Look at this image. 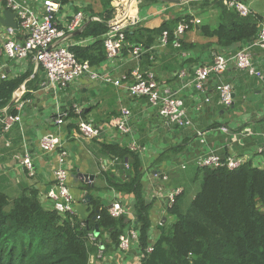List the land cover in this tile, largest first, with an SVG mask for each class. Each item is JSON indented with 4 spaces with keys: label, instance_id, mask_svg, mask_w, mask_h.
<instances>
[{
    "label": "crops",
    "instance_id": "0c3cea01",
    "mask_svg": "<svg viewBox=\"0 0 264 264\" xmlns=\"http://www.w3.org/2000/svg\"><path fill=\"white\" fill-rule=\"evenodd\" d=\"M41 2L42 0H30V3L36 7L40 6ZM249 4L250 12L253 11L262 15L252 6L253 2ZM82 5L85 4L82 3ZM163 5L161 8L148 10L147 17L151 14V19L140 16V10L138 9L137 14L141 19L140 24L147 27L158 26L163 20L171 19L174 12L172 9L179 6L176 1ZM5 8L4 1L0 0V16ZM160 9H166L167 11L160 14ZM186 14H190L192 18H198L190 12H186ZM262 17L264 21V16L262 15ZM198 19L201 23V19ZM5 29L4 27L2 34H0V47L1 37L5 33ZM193 29L186 31L182 37L186 42L196 44L193 48L181 49L186 56L182 57L179 51L169 44L165 47L153 49L154 51L149 55L148 61L144 58L141 60L144 68L152 69L161 82H166L172 88L180 89L179 95L183 99L193 121V126L183 129L170 128L161 123L156 112L144 98L128 96L121 89L91 82L85 76L79 77L63 88L65 90L62 89L61 92L67 91V94H64L58 89L54 90L47 86L45 75L40 69V84L35 83L38 69L34 70L31 60L15 61L0 55V71L6 73L8 78L32 68L33 73L27 80L33 79L35 83L33 85H36V89L30 90L29 102L19 111L20 122L14 124L7 131H4L0 125V191L4 192L9 198H13L19 195L25 187L33 186L38 190L42 205L45 208H51V203L45 197V192L52 184L55 154L41 152L39 139L51 129L49 126L53 123L56 112L70 107L78 114L76 121L78 118L83 119L95 125L100 131L99 136L88 140L79 137L78 131L73 127L71 131L64 130V128L62 130L68 150V177H71L75 183L73 189L67 178V185L71 190V194H76L74 213L82 219L88 213L86 200L89 199L84 197L86 183L77 175H72L76 170H79L94 175L93 181L88 185H94V188L101 190L102 196L96 189L91 190V194L98 195L103 205H109L116 200L120 201L127 210V218L129 220L134 219L132 196L118 194L113 190L106 189L104 179L98 175L100 169L114 171L117 175L119 174L120 165V162L101 150V143L115 142L122 146H128L127 144L133 141L136 145L145 148V151H141L139 154L143 165L142 169H144L143 182L146 198L153 200V207L149 214L151 226L148 240L151 244L159 235V229L162 226V224L159 225V222L172 221V217L166 213L165 196L159 197L158 194L162 192L165 194V192L176 187H180L182 190L190 187L189 182L194 180L193 172L197 170L196 160L199 157L210 151H216L221 155L232 154L242 157L246 161L250 160L252 164H255L252 161L254 154L259 155L261 159L262 155L258 154L256 150L259 145L264 143V77L260 79L249 76L246 72L237 69L234 64H230L222 76V80L231 83L234 88L233 102L228 107L220 103L218 99L214 90L215 78L208 79L204 92L196 91L190 84L185 86L184 83L189 81L195 66L199 63L209 62L212 50L234 51L241 45L235 43L228 48H220L215 44L203 48L204 43L208 40L215 42V38L202 35L196 36ZM16 37L21 38L19 31ZM122 53L120 60H124L126 56V53ZM252 53L255 66L264 76V52L255 48ZM132 64L133 62H129L126 65L129 68ZM181 69H185L187 73L184 78L177 77V73ZM22 84L24 85V94L26 85L25 82ZM71 90L80 91L81 94L78 100L70 97ZM23 94L20 97L21 99ZM206 95L210 98L208 103L203 101ZM248 95L251 96L254 103L248 101L245 105L242 102L247 100ZM48 97H52L54 101L48 103ZM259 97L262 99L259 100ZM120 105H125L132 111L131 127L133 133L131 136H123L110 126L111 122L118 117ZM48 107L55 110L51 117L46 115ZM235 107L238 108L240 113H235L233 110ZM237 116H242V121H236L234 126L226 123L228 118L235 121L233 118ZM224 126L227 131L221 129ZM197 131L203 133L204 142H200ZM246 131L250 133L245 135ZM174 144H181L183 148L174 153L170 151L168 158L155 163L152 167L149 166L159 156L160 152ZM26 153L29 154L33 165L31 175L26 172L21 164ZM259 156L254 158L257 160L256 162L260 160L258 159ZM195 191L194 187L190 188V196ZM132 228L133 226L129 224L125 227L124 232ZM102 239L105 241L104 244L109 243L108 234L104 233L99 240V246L102 248L101 255H99V251L91 254L90 260L92 263L90 264H138L141 253L138 242L133 241L128 251L121 252L117 247H106L102 243Z\"/></svg>",
    "mask_w": 264,
    "mask_h": 264
},
{
    "label": "trees",
    "instance_id": "16d2710c",
    "mask_svg": "<svg viewBox=\"0 0 264 264\" xmlns=\"http://www.w3.org/2000/svg\"><path fill=\"white\" fill-rule=\"evenodd\" d=\"M68 1L61 0V3ZM215 1L221 7L220 22L216 27L193 24L192 16L182 13L154 27L137 24L126 31V41L142 44L147 50L142 58L148 61L164 30L169 32V43L173 41V30L181 19L189 23V30L199 26L201 35L215 38L220 48L247 42L256 36L258 24L263 21L262 15L251 11L242 17L222 1ZM101 2L103 8L97 13L90 6L80 7L87 20L75 38H90V41L68 47L78 59L86 60L92 66H98L106 59L103 43V34L107 30L105 20L113 13L111 0ZM79 10L77 6L75 11ZM92 16L102 21L90 20ZM195 45L181 39V49ZM129 49L126 46L123 52ZM32 73V68H28L0 81V110L7 107L8 113H18L15 104L9 103L14 91L24 82L26 91L22 98H30V90L36 89L34 80H27ZM77 117L70 107L68 131L76 125ZM100 148L120 162L117 175L111 170L99 172L105 187L132 196L134 219L129 220L126 215L111 216L101 198L91 194L93 189L100 191L94 185L85 184L84 187L89 200H86L88 213L83 219L75 213L61 214L45 208L33 186L25 187L13 198L0 191V264H90V255L98 251L102 235L108 234L109 243L104 244L102 239L106 247H118L119 235L129 224L138 232L142 253L138 264H264V168L253 165L250 160L233 169L197 166L194 178L200 175L199 188L192 196L190 187L184 188L167 206L166 213L172 221L162 223L152 250L147 252L145 248L151 244L148 240L149 214L153 200L146 198L141 156L115 142L101 143ZM182 148L181 144H174L160 152L151 167L168 158V151L174 153ZM125 162L128 164L126 169Z\"/></svg>",
    "mask_w": 264,
    "mask_h": 264
},
{
    "label": "built area",
    "instance_id": "2783aa9c",
    "mask_svg": "<svg viewBox=\"0 0 264 264\" xmlns=\"http://www.w3.org/2000/svg\"><path fill=\"white\" fill-rule=\"evenodd\" d=\"M5 6L14 13V19L17 23L16 31L11 27H5V33L2 35L0 55L15 61L31 60L34 70L40 69L45 75L47 86L54 90L63 89L85 76L91 82H98L103 85H109L121 89L128 96L135 98H144L148 105L156 112L160 122L170 128L183 129L193 126V121L188 113L185 103L179 95L180 89L172 88L166 82H161L152 69H146L141 63L142 55L147 51L140 43L130 44L126 41V31L137 24L141 19L137 14L138 5L142 0H112V16L105 20L107 30L103 34V43L106 50V59L98 66H92L86 60L78 59L72 51L70 45H85L90 38H75V32L82 29L86 23V14L79 10L71 15L60 14L61 0H42L41 5L36 7L30 3V0H3ZM225 6L234 9L240 16L245 17L250 13V9L242 0H220ZM167 11L160 9L162 14ZM90 20H100L97 16H92ZM191 23L198 24V18H192ZM189 23L181 19L173 30L174 39L169 43V32L164 30L158 40V44L153 47H165L171 45L177 49L181 56H186L181 50V39L186 31L189 30ZM20 32L21 38L16 34ZM238 49L212 50L210 60L207 63H199L195 66L193 74L189 81L184 85H192L198 92H204L208 79L215 78V92L220 103L228 107L233 102L234 88L229 82L222 80V76L230 64L249 76H255L263 79V74L253 62L252 51L257 48L264 52V21L259 22L256 36L247 42L240 43ZM126 51L124 60H120L124 48ZM133 62L131 67L127 63ZM187 76L185 69L177 73V77ZM8 79L3 71H0V81ZM24 85H20V92H15V108L17 114L7 112V107L0 110V125L4 131L9 130L14 124L20 122L19 111L29 102V99H21L24 92ZM21 99V100H20ZM209 96H204V103H208ZM76 107V106H73ZM68 108L58 110L53 120L54 130L45 132L39 139V149L43 153L55 154V167L53 170L52 184L45 192V197L51 203V208L58 213H74V198L67 185L68 168L67 157L68 150L65 145V136L61 132V127L68 116ZM132 111L125 105L119 106L118 117L113 120L110 126L123 136H131L133 131L131 127ZM78 136L84 139H94L99 136V129L78 118L76 121ZM223 131L227 128L221 127ZM250 132L246 131L245 135ZM200 136V142H204L203 133L197 131ZM264 135V130H263ZM128 148L134 152L145 151L144 147L136 145L133 141L127 144ZM257 153L262 155L255 166L264 168V143L259 145ZM246 160L242 157L232 154L221 155L216 151H210L196 160L200 167H226L233 169L241 165ZM22 166L28 174H32L33 165L31 158L26 153L21 161ZM124 167L128 168L127 162ZM182 167H184L182 165ZM182 191L180 187L172 188L165 194L166 206H170L175 197ZM108 212L113 217H120L127 214L126 208L120 201H113L107 205ZM94 239V235L90 237ZM138 242V232L135 228L127 229L119 235L118 249L126 252L130 249L131 243ZM152 250V244H149L145 251ZM99 255L102 248L98 244ZM142 253H140V258ZM139 258V259H140ZM90 263L92 261L90 260Z\"/></svg>",
    "mask_w": 264,
    "mask_h": 264
},
{
    "label": "rangeland",
    "instance_id": "374dc122",
    "mask_svg": "<svg viewBox=\"0 0 264 264\" xmlns=\"http://www.w3.org/2000/svg\"><path fill=\"white\" fill-rule=\"evenodd\" d=\"M242 2L245 5H247V6L250 5L249 4L250 2H253L252 6L254 8H256L259 11V13H261L264 16V1H259V0H242ZM82 3L85 4V5H82ZM80 4L82 6H79ZM111 4H112V0H111ZM163 4H165V3L162 2V1H159V0H156V1H152V0H142V3L138 5V9L140 10V16H144V17H146L148 19H151L152 18L151 17V14H149V16L147 17L148 10H151V9H154L155 10V8L156 9L161 8V7L164 6ZM178 4H179V6H177L176 8H173L172 9V11H174L172 13V15H171L172 18L175 17V16L177 17V15L182 14L183 12H185V13L186 12H190L191 14H193V16H197L198 18L201 19L200 25L207 24L208 26H210L211 28H213V27H216L217 24L220 22L219 13H220L221 7L218 4V2H216L215 0H181V1L178 2ZM77 6L79 7L80 10H81L80 7L90 6L91 7V10L94 13H97L98 11H101L102 8H103V5H102L101 0H69L68 2H66V3H64V4L61 5V10H60V13L58 15H60L61 13L62 14L66 13L67 15H71L72 13L76 12L75 11V8ZM203 22H206V23H203ZM3 30H4V26H2L0 24V34H2ZM193 31H195L196 36L197 35H200L201 36L199 26H196L193 29ZM215 44L216 43L214 41L208 40L206 43H204L203 48L209 47V46H212V45H215ZM40 76H41V72L38 70L36 72V81H35V83H37V85L40 84V81H39L40 80L39 79ZM58 90L61 92V91L65 90V89H63V90L62 89H58ZM61 93L67 94V91L66 92H61ZM80 94H81L80 91L71 90L70 97L78 100V98H80ZM51 99H52V97H48V103H50L51 101H54V99H52V100ZM66 99H68V98L66 97ZM260 99H262V98L259 97V100ZM248 101H251L252 104L254 103V100L251 98L250 95H248L247 100L246 101H243L242 103L246 105ZM23 108H21V109H23ZM233 110L235 111L236 114L237 113H240L238 111V108H236V107ZM54 113H55V110L54 109H50L48 107V110L46 111V115L49 116V117H51ZM233 119H235V121L231 120V118H228V120L226 121V123L228 125H230V126H234V124H235L236 121H242V116H237V117H235ZM68 123H69V121H66L62 125V127H61L62 128L61 129V132L62 133H63V131H62L63 128H64V130L67 129V124ZM49 127L51 128L50 130H54L55 129V125H53V123ZM73 128L76 131H78L77 125H75ZM169 152L170 151H168L167 154ZM169 156H170V154H169ZM256 156H259V155L254 154L252 156V161L254 163H256V161H257V160L254 159V158H256ZM258 159H260V156H259ZM149 166L151 167V164H149ZM100 170H102V169H100ZM188 171H189V168H188ZM193 174H195V171L193 172ZM98 175L100 177H102L101 174H98ZM68 182L71 184V186L74 189V184L75 183H74V181H73V179L71 177H68ZM200 182H201V177L199 175V176L195 177L194 180H192V181L189 182V186H190V188H193L194 187L195 190H197L199 188ZM0 190H1V188H0ZM70 192H71V190H70ZM98 192L101 193V190L98 191ZM72 195H73L74 199H76V194H72ZM100 195L102 196L103 193H101ZM189 199H190V197H189ZM161 224L162 223L159 222V225H161Z\"/></svg>",
    "mask_w": 264,
    "mask_h": 264
},
{
    "label": "water",
    "instance_id": "95a60500",
    "mask_svg": "<svg viewBox=\"0 0 264 264\" xmlns=\"http://www.w3.org/2000/svg\"><path fill=\"white\" fill-rule=\"evenodd\" d=\"M159 1H162L164 3H172V2H179L181 0H159ZM0 24L4 27H11L14 29V31H16V27H17V23L14 19V13L11 12L7 7L2 11V15L0 16ZM86 23L84 24L83 28L85 27ZM82 29H78L75 34H78L80 33ZM15 92H20V86L15 90ZM14 92V93H15ZM13 93V94H14ZM16 100V96L15 95H12V99L9 103V105L13 104ZM72 175H77L79 178H81L82 181H84L87 185L93 181L94 179V175L92 174H88V173H83V172H80L79 170H76ZM84 197L86 199H89V195L87 194V191L84 190ZM161 226V225H160ZM97 233V230L95 231Z\"/></svg>",
    "mask_w": 264,
    "mask_h": 264
}]
</instances>
